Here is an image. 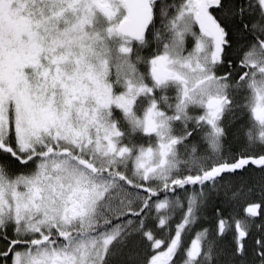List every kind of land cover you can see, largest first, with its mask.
I'll return each mask as SVG.
<instances>
[{
	"label": "snow or ice",
	"instance_id": "1",
	"mask_svg": "<svg viewBox=\"0 0 264 264\" xmlns=\"http://www.w3.org/2000/svg\"><path fill=\"white\" fill-rule=\"evenodd\" d=\"M249 169L264 0H0V264H264Z\"/></svg>",
	"mask_w": 264,
	"mask_h": 264
},
{
	"label": "trees",
	"instance_id": "2",
	"mask_svg": "<svg viewBox=\"0 0 264 264\" xmlns=\"http://www.w3.org/2000/svg\"><path fill=\"white\" fill-rule=\"evenodd\" d=\"M229 117H225V124H228ZM247 117L236 119L231 126L228 127V138L226 143H230L234 150H239L245 144L243 136V126L246 125ZM244 177L248 180L249 184L259 185L264 182V174L259 171L249 169L244 173Z\"/></svg>",
	"mask_w": 264,
	"mask_h": 264
}]
</instances>
